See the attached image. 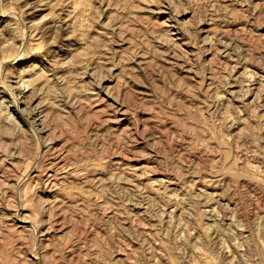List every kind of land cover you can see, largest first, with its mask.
<instances>
[{
  "label": "rangeland",
  "instance_id": "374dc122",
  "mask_svg": "<svg viewBox=\"0 0 264 264\" xmlns=\"http://www.w3.org/2000/svg\"><path fill=\"white\" fill-rule=\"evenodd\" d=\"M0 264H264V0H0Z\"/></svg>",
  "mask_w": 264,
  "mask_h": 264
},
{
  "label": "clouds",
  "instance_id": "9594fccd",
  "mask_svg": "<svg viewBox=\"0 0 264 264\" xmlns=\"http://www.w3.org/2000/svg\"><path fill=\"white\" fill-rule=\"evenodd\" d=\"M57 27H59L57 25ZM41 33V36L37 37L35 40L31 39L32 33H33V28L31 25H29L26 29L22 30L20 34H18L17 36L14 37L15 40L19 41V47L21 49H23L22 52H20L21 55L28 53L32 48H34L35 46H37L40 43H45V46L47 45V43H50V41L48 40V37L45 35V33L47 32V28H41L38 29ZM26 33V35H25ZM49 35H51L49 33ZM63 67L62 64H60L59 62H57L54 65V69H53V77L55 78V71L59 68ZM85 67H87V65L85 64ZM45 79H47L45 77ZM23 205H21L22 207Z\"/></svg>",
  "mask_w": 264,
  "mask_h": 264
},
{
  "label": "bare ground",
  "instance_id": "6f19581e",
  "mask_svg": "<svg viewBox=\"0 0 264 264\" xmlns=\"http://www.w3.org/2000/svg\"><path fill=\"white\" fill-rule=\"evenodd\" d=\"M246 74V73H245ZM247 75V74H246ZM243 78V77H242ZM246 78V77H245ZM253 81V80H252ZM223 98V97H222ZM20 100V102H19V104H22V105H24L25 104V102L23 101V100H21V98L19 99ZM17 110V109H16ZM9 117V116H8ZM164 181V180H163ZM54 186V185H53ZM210 211V210H209ZM20 225L18 226L19 228H26V227H28V221L27 220H20ZM30 224V223H29Z\"/></svg>",
  "mask_w": 264,
  "mask_h": 264
}]
</instances>
